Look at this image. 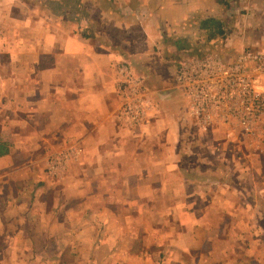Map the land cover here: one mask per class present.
Returning <instances> with one entry per match:
<instances>
[{"label": "crops", "instance_id": "crops-1", "mask_svg": "<svg viewBox=\"0 0 264 264\" xmlns=\"http://www.w3.org/2000/svg\"><path fill=\"white\" fill-rule=\"evenodd\" d=\"M252 3L239 40L261 49ZM212 4L0 0V264H264V134L200 130L175 82L196 31L225 26ZM119 63L152 106L139 128Z\"/></svg>", "mask_w": 264, "mask_h": 264}, {"label": "built area", "instance_id": "built-area-1", "mask_svg": "<svg viewBox=\"0 0 264 264\" xmlns=\"http://www.w3.org/2000/svg\"><path fill=\"white\" fill-rule=\"evenodd\" d=\"M264 52H246L235 61H226L208 52L182 60L175 72V82L186 96L189 116L203 131L240 126L246 135L255 134L264 123ZM122 125L139 128L152 111L142 78L129 65L117 69ZM70 155V154H69ZM69 155L50 160L48 173L58 176Z\"/></svg>", "mask_w": 264, "mask_h": 264}, {"label": "rangeland", "instance_id": "rangeland-1", "mask_svg": "<svg viewBox=\"0 0 264 264\" xmlns=\"http://www.w3.org/2000/svg\"><path fill=\"white\" fill-rule=\"evenodd\" d=\"M256 1L259 6L264 5V0H212V5L219 6L222 11V23L225 25L223 29H218V26L213 25V28H209V30H200L196 31V38L191 42L190 45H185L183 48L185 49V53L187 55H183L179 57V63L192 56H200L204 52H208L213 55L219 56L221 59H225L226 61H235L246 52L250 51H260L264 52V47L261 49H257L251 46H242L239 39L243 38V34L241 32L242 25L249 24L251 27L252 21V2ZM261 15H254L257 19L261 16L264 20V12L260 13ZM218 19V18H217ZM217 23V22H216ZM220 30V31H219ZM223 31V32H222ZM222 33V34H220ZM224 33V34H223ZM181 59V60H180ZM178 63V65H179ZM123 64L119 63L117 68ZM176 71V70H175ZM263 79H264V75ZM226 127H223V129ZM235 132H239L243 135H246L244 131L241 130L240 126L231 127ZM219 129V128H217ZM220 132H223L222 130ZM255 134H264V123L257 127L254 132ZM251 136V135H248ZM69 164V162H68ZM67 164V166H68ZM61 176V175H60ZM64 177V173L62 174ZM55 179H59L58 176H52ZM74 254L67 255V261H74ZM83 259L85 261H91V254H83ZM67 262V263H68ZM87 264V263H86ZM90 264V263H89Z\"/></svg>", "mask_w": 264, "mask_h": 264}, {"label": "trees", "instance_id": "trees-1", "mask_svg": "<svg viewBox=\"0 0 264 264\" xmlns=\"http://www.w3.org/2000/svg\"><path fill=\"white\" fill-rule=\"evenodd\" d=\"M206 25H208L209 28H213V25L218 26V24L216 23V21L213 20V19L208 20V21L206 22ZM220 34H222V33H220ZM223 34H224V33H223Z\"/></svg>", "mask_w": 264, "mask_h": 264}]
</instances>
